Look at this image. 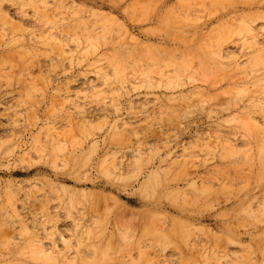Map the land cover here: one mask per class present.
I'll list each match as a JSON object with an SVG mask.
<instances>
[{
  "label": "rangeland",
  "instance_id": "374dc122",
  "mask_svg": "<svg viewBox=\"0 0 264 264\" xmlns=\"http://www.w3.org/2000/svg\"><path fill=\"white\" fill-rule=\"evenodd\" d=\"M179 1L0 0V262L264 264V0Z\"/></svg>",
  "mask_w": 264,
  "mask_h": 264
},
{
  "label": "bare ground",
  "instance_id": "6f19581e",
  "mask_svg": "<svg viewBox=\"0 0 264 264\" xmlns=\"http://www.w3.org/2000/svg\"><path fill=\"white\" fill-rule=\"evenodd\" d=\"M2 1H3V0H1V2H2ZM114 1H115V0H114ZM180 1H182V0H180ZM180 1H179V2H180ZM183 1L186 2V0H183ZM193 1H194V0H193ZM201 1H202V0H201ZM203 1H204V0H203ZM211 1H212V0H211ZM216 1L218 2V1H220V0H216ZM222 1H223V0H222ZM228 1H229V0H227L226 2H228ZM233 1H235V0H233ZM233 1H232V2H233ZM240 1H241V0H240ZM260 1H262V0H260ZM19 2H21V1H18V4H19ZM22 2H23V1H22ZM24 2H25V1H24ZM191 2H192V1H191ZM229 2L231 3V0H230ZM188 3H189V0H188ZM233 3L235 4L236 1L233 2ZM243 3H244V2H242V5H243ZM245 3H247L246 0H245ZM259 3H260V2H259ZM191 4H192V3H191ZM201 4H202V3H201ZM218 4H219V3H218ZM218 4H217V5H218ZM220 4H221V3H220ZM222 4H223V3H222ZM225 4H226V3H225ZM249 4H250V3H249ZM262 4H263V3H262ZM217 5H216V6H217ZM230 5H232V4H230ZM244 5H245V4H244ZM252 5H253V4H252ZM256 5H257V4H256ZM1 6H2V5H1ZM56 6H57V5H56ZM223 6H224V5H223ZM258 6H259V4H258ZM201 7H202V6H201ZM217 7H218V6H217ZM221 7H222V6H221ZM221 7H220V10H222ZM227 7H230V8H231V6H227ZM242 7H243V6H242ZM247 7H248V6H247ZM250 7H251V6H250ZM20 8H21V7H20ZM59 8H60V7H59ZM59 8H58V9H59ZM222 8H223V7H222ZM245 8H246V6H245ZM218 9H219V8H218ZM243 9H244V7H243ZM54 10H55V9H54ZM223 10H224V8H223ZM236 11H237V10H236ZM238 11H239V10H238ZM246 11H249V9L246 10ZM2 12H3V11H2ZM239 12H240V11H239ZM242 12H243V11H242ZM251 12H253L254 15L257 14V13H259V12L256 13L254 10H253V11H250V13H251ZM261 12H262V11H261ZM225 13H226V12H225ZM243 13H244V12H243ZM3 14H4V13H3ZM41 14H42V13H41ZM46 14H47V13H46ZM223 14H224V13H223ZM226 14H227V13H226ZM241 14H242V13H241ZM241 14H240V15H241ZM247 14L249 15V13H247ZM1 15H2V14H1ZM1 15H0V16H1ZM4 15H5V14H4ZM4 15H2V19H3V17H6V18L8 17V16H4ZM228 15H229V14H228ZM230 15H231V14H230ZM230 15H229V16H230ZM234 15H236V14L234 13ZM238 15H239V14H238ZM240 15H239V16H240ZM248 15H247V16H248ZM261 15H262V13H261ZM261 15L259 14V17H260ZM231 16H233V14H232ZM239 16H238V17H239ZM257 16H258V15H257ZM47 17H48V16L46 15V19H47ZM244 17H246V16H244ZM253 17H254V16H253ZM253 17H252V18H253ZM241 18H242V17H241ZM241 18H240V19H241ZM224 19H225V18H224ZM235 19H236V18H235ZM235 19H233V20H235ZM248 19H251V18H248ZM263 19H264V18H263ZM6 20H7V19H6ZM50 20H52V21H50V22H53V21H54L53 18L50 19ZM75 20H76V21L79 20V17H78L77 19H74L73 21L76 22ZM81 20H82V19H81ZM81 20H80V22L82 23ZM231 20H232V19H231ZM242 20H243V22H244V20H246V19H242ZM254 20H255V19H254ZM7 21H8V20H7ZM43 21L45 22L46 20L44 19ZM71 21H72V20H71ZM73 21H72V22H73ZM1 22H2V21H1ZM48 22H49V21H48ZM225 22H226V20H225ZM225 22H224V24H225ZM236 22H238V21L236 20ZM236 22L234 23V25L236 24ZM239 22H240V20H239ZM239 22H238V23H239ZM45 23H46V22H45ZM76 23H77V22H76ZM226 23H227V22H226ZM232 23H233V22H232ZM248 23H249V22H248ZM248 23H247V24H248ZM251 23H253V22H251ZM2 24L5 25L4 23H2ZM10 24H11V25H15V26L17 25V24H14V23H12V22H10ZM49 24H50V23H49ZM51 24H52V23H51ZM53 24H54V23H53ZM56 24H57V23H56ZM73 24H74V23H73ZM78 24H80V23L78 22ZM222 24H223V23H222ZM243 24H246V23H243ZM243 24H242V25H243ZM64 25H65V24H64ZM220 25H221V24H220ZM230 25H231V24H230ZM234 25H233V26H234ZM238 25H239V24H238ZM238 25H237V27H238V29H239V26H240V25H239V26H238ZM253 25H254V23H253ZM68 26H69V27H67V28H70V26H71V28H72V25H68ZM231 26H232V25H231ZM233 26H232V27H233ZM248 26H249V25H248ZM248 26H247V27H248ZM251 26H252V25H251ZM18 27H19V24H18ZM21 27H22V26H21ZM21 27H20V28H21ZM75 27H77V26L75 25L74 28H73V30L75 29ZM220 27H222V25H221ZM235 27H236V26H235ZM235 27H234V29H235ZM1 28H2V26H0V29H1ZM11 28H12V27H11ZM14 28H15V27H14ZM67 28H65V30H66ZM215 28H216V26H215ZM217 28H218V25H217ZM224 28H225V27H224ZM227 28L229 29V27H227ZM230 28H231V27H230ZM251 28H252V27H251ZM6 29H7V26H6ZM213 29H214V28H213ZM220 29H221V28H220ZM242 29H243V28H242ZM248 29H249V27H248ZM16 30H17V27H16ZM16 30H14V31H16ZM18 30H19V29H18ZM65 30H64V33H65ZM70 30H72V29H70ZM217 30H218V29H217ZM244 30H245V32L247 31L246 29H244ZM251 30H253V29H250L249 32H251ZM20 31H21V30H20ZM20 31H19V32H20ZM62 31H63V30H62ZM207 31H208V30H207ZM226 31H227V30H226ZM235 31H236V30H235ZM4 32H5V31H4ZM4 32L2 31L3 34H4ZM21 32H22V31H21ZM66 32H67V31H66ZM211 32H212V31H210V33H211ZM220 32H221V31H220ZM227 32H228V31H227ZM229 32H230V31H229ZM231 32H233V31H231ZM240 32L242 33V31H238V33H240ZM62 33H63V32H62ZM64 33H63V34H64ZM73 33H75V32H73ZM207 33H209V32H207ZM207 33H206V34H207ZM215 33H216V32H215ZM217 33H218V35H219V32H217ZM238 33H237V34H238ZM243 33H244V32H243ZM247 33H248V32H247ZM247 33H246V34H247ZM252 33H254V32L252 31ZM7 34H8V33H7ZM9 34H10V33H9ZM15 34H16V32H15ZM47 34H48V33H47ZM230 34H233V33H230ZM255 34H256V32H255ZM255 34H254V35H255ZM1 35H2V34H1ZM4 35H6V33H5ZM19 35H20V34H19ZM41 35H42V34H41ZM207 35H208V34H207ZM216 35H217V34H216ZM218 35H217V36H218ZM225 35H226V34H225ZM228 35H229V34H228ZM238 35H240V34H238ZM247 35H248V37H249V34H247ZM42 36H43V35H42ZM45 36H46V35H45ZM45 36H44V37H45ZM48 36H49V34H48ZM78 36H79V35H78ZM217 36H215L216 39H217ZM221 36H224L223 33H222ZM230 36H231V35H230ZM240 36H241V35H240ZM2 37H3V36H2ZM11 37H12V36H11ZM11 37H10V38H11ZM17 37H18V36H17ZM36 37H40V36H36ZM49 37H50V36H49ZM82 37H83V36H82ZM215 37H213V39H215ZM226 37H229V36L226 35ZM231 37H233V36H231ZM244 37H245V36H244ZM248 37H247V39H248ZM253 37H255V36H253ZM256 37H258V35H257ZM20 38H22V37H20ZM74 38H75V37H74ZM83 38H84V37H83ZM102 38H103V37H102ZM251 38H252V37H251ZM1 39H2V38H1ZM1 39H0V41H1ZM11 39H13V37H12ZM41 39H42V38H41ZM52 39H53V38H52ZM75 39H76V38H75ZM86 39H87V38H86ZM216 39H215V40H216ZM222 39H223V37H222ZM227 39H230V37L227 38ZM243 39H244V38H243ZM243 39H242V40H243ZM245 39H246V37H245ZM2 40H3V39H2ZM69 40H70V39H69ZM80 40H81V39H80ZM103 40H104V39H103ZM215 40H213V41H215ZM231 40H232V39H231ZM254 40H255V39H254ZM254 40H252V41L254 42ZM8 41H9V39H8ZM47 41H48V40H47ZM47 41H46V42H47ZM78 41H79V40H78ZM83 41L86 42L87 40H86V41L83 40ZM98 41H99V40H98ZM210 41H211V37H210ZM217 41H219V39H218ZM224 41H225V42H228V41H226V40H224ZM243 41H244V40H243ZM247 41H248V40H247ZM261 41H262V40H261ZM263 41H264V40H263ZM14 42H15V40H13V43H14ZM42 42H43V41H42ZM46 42H45V43H46ZM84 42H83V44H84ZM95 42H96V41H95ZM253 42H252V44H253ZM258 42H259V41H258ZM258 42H257V43H258ZM6 43H8V42H6ZM10 43H11V42H10ZM10 43H8V44H10ZM19 43H20V42H19ZM23 43H24V42H23ZM88 43L90 44L91 42H88ZM92 43H93V42H92ZM97 43H98V42H97ZM214 43H215V42H214ZM221 43H223V40H222ZM249 43H251V41H250ZM15 44H16V43H15ZM20 44H21V43H20ZM56 44H57V43H56ZM245 44H246V41H245L244 45H245ZM252 44H251V45H252ZM44 45H45V44H44ZM91 45H93V46H91V48H93V47L95 46L94 44H91ZM97 45H98V44H97ZM7 46H8V45H7ZM10 46H11V45H10ZM83 46H84V45H83ZM88 46H89V45H88ZM211 46H212V45H208L209 49H210ZM213 46H214V45H213ZM215 46H216V43H215ZM215 46H214V47H215ZM219 46H221L220 43H219ZM14 47H15V46H14ZM20 47H21V46H20ZM20 47H19V48H20ZM151 47H152V46H151ZM221 47H222V46H221ZM11 48H12V47H11ZM19 48H18V49H19ZM24 48H25V47H24ZM30 48H31V47H30ZM216 48H217V47H216ZM249 48H251V47H249ZM38 49H39V48H38ZM84 49L87 50V47H85ZM213 49H214V48H213ZM242 49H243V48H242ZM247 49H248V48H247ZM20 50H21V48H20ZM26 50H27V49H26ZM28 50H29V48H28ZM33 50L35 51L34 48H32V51H33ZM36 50H37V48H36ZM211 50H212V49H211ZM214 50H215V49H214ZM214 50H212V51H214ZM220 50H221V49H220ZM244 50H245V49H244ZM8 51H9V50H8ZM18 51H19V50H18ZM18 51H17V53H18ZM37 51H38V50H37ZM37 51H35L33 54L36 55L35 53H37ZM212 51H211V53H212ZM218 51H219V50H217V53H218ZM247 51H248V50H247ZM259 51H261V50H259ZM4 52H5V51H4ZM4 52H3V53H4ZM255 52H258V50L255 51ZM255 52H252V53H255ZM10 53H11V52H10ZM19 53H20V52H19ZM26 53L28 54V53H31V52L27 51ZM26 53H25V55H26ZM84 53H86V52L84 51ZM87 53H88V52H87ZM111 53H112V52H111ZM217 53H216V55H215V54H213V55L217 56ZM220 53H221V52H220ZM252 53H251V54H252ZM258 53H259V52H258ZM5 54H6V53H5ZM20 54H21V53H20ZM251 54H250V55H251ZM263 54H264V53H263ZM2 55H3V54H1V56H2ZM8 55H9V53H8ZM10 55H11V54H10ZM16 55H17V54H16ZM21 55H23V54H21ZM31 55H32V54H31ZM114 55H115V54H113V56H114ZM218 55H220V54L218 53ZM221 55H222V54H221ZM246 55H247V54H246ZM255 55H258V54H255ZM260 55H261V54H260ZM232 56H233V55H232ZM263 56H264V55H263ZM20 57H21V56H20ZM32 57H33V56H32ZM107 57H108V56H107ZM219 57L222 58V56H219ZM251 57H252V55H251ZM253 57H254V56H253ZM30 58H31V57H30ZM105 58H106V57H105ZM209 58H211V57H209ZM228 58H230V57H228ZM233 58H234V57H233ZM246 58H247V56H246ZM258 58H259V57H258ZM5 59H6V58H5ZM11 59H12V57H11ZM205 59H206V58H205ZM211 59H212V58H211ZM216 59H217V58H216ZM263 59H264V58H263ZM263 59H262L261 63L263 62ZM1 60L4 61L3 64L6 63V62H9V61H7V60L5 61L4 58L1 59ZM8 60H10V59H8ZM12 60H13V59H12ZM14 60H15V59H14ZM26 60H27V58H26ZM232 60H233V59H232ZM246 60H249V59H246ZM250 60H253V58H250ZM250 60H249V61H250ZM203 61H204V60H203ZM211 61H212V62H215V61H213V60H211ZM218 61H219V60H218ZM218 61H217V62H218ZM220 61H221V60H220ZM220 61H219V62H220ZM256 61H257V60H256ZM11 62H12V61L10 60V63H11ZM205 62L207 63L208 61L205 60ZM223 62H224V61H223ZM231 62H233V61H231ZM1 63H2V62H1ZM10 63H9V65H10ZM13 63H14V62H13ZM16 63H17V62H16ZM16 63H15V64H16ZM23 63H24V62H23ZM182 63H184V62H182ZM182 63H181V64H182ZM209 63H210V62H209ZM252 63H253V62H252ZM6 64H7V63H6ZM15 64H14V65H15ZM107 64H108V63H107ZM211 64H212V63H211ZM218 64H219V63H218ZM229 64H230V63H229ZM229 64H228V66H229ZM233 64H234V66H238V65H235V63H233ZM12 65H13V64H11L10 66L12 67ZM16 65H17V64H16ZM230 65H231V64H230ZM249 65H250V64H249ZM255 65H256V64H254V66H255ZM10 66H9V67H10ZM182 66H184V65L182 64ZM182 66H181V67H182ZM218 66H219V65H218ZM223 66H224V65H223ZM234 66H233V67H234ZM241 66H242V65H241ZM13 67H14V66H13ZM179 67H180V66H179ZM224 67H225V66H224ZM233 67H232V68H233ZM261 67H262V66H261ZM182 68H184V67H182ZM175 69H176V68H175ZM179 69H180V68H179ZM234 69H235V68H234ZM244 69H245V68H244ZM248 69H249V68H248ZM258 69L260 70L261 68H258ZM258 69H255V70H258ZM43 70H44V69H43ZM120 70H121V69H120ZM120 70H119V71H120ZM180 70H181V69H180ZM249 70H250V69H249ZM251 70H252V69H251ZM251 70H250V71H251ZM261 70H262V69H261ZM123 71H124V69H123ZM229 71L231 72V70H229ZM245 71H246V70H245ZM263 71H264V70H263ZM116 72H117V70H116ZM175 72H176V71H175ZM179 72H180V71H179ZM224 72H225V71H224ZM230 72H227V74H229ZM255 72H256V71H255ZM216 73H218V72H216ZM216 73H215V74H216ZM246 73H248V71H247ZM262 73H264V72H262ZM117 74L119 75V73H117ZM222 74H223V73H222ZM224 74H225V73H224ZM227 74H225V75H227ZM248 74H249V73H248ZM6 75H7V74H6ZM178 75H179V74H178ZM175 76H176V74H175ZM227 76H228V75H227ZM247 76H248V75H247ZM247 76H246V77H247ZM255 76H256V75H255ZM255 76H253V77H255ZM7 77H8V75H7ZM173 77H174V76H173ZM253 77H250V78L253 79ZM167 79H168V78H167ZM177 79H178V78H177ZM259 79H260V78H259ZM263 79H264V78H263ZM18 80H19V79H18ZM179 80H180V79H179ZM148 81H149V80H147V82H148ZM171 81H172V80H171ZM255 81H256V80H255ZM260 81H262V80H260ZM260 81H259L258 86L261 85V82H260ZM250 82H251V81H250ZM263 82H264V81H263ZM150 83H151V81H150ZM251 83H252V82H251ZM147 84H148V83H147ZM171 84H172V83H171ZM252 84H253V83H252ZM252 84H251V85H252ZM254 84H255V83H254ZM256 84H257V83H256ZM262 84H263V83H262ZM168 85H170V82L168 83ZM248 85H250V84H248ZM263 85H264V84H263ZM142 86H143V85H142ZM245 86H246V85H245ZM245 86H244V88H246ZM253 86H254V85H253ZM260 87H261V86L256 87V88L259 89ZM234 88H235V87H234ZM253 88H254V87H253ZM261 88H263V87H261ZM238 89H239V88H238ZM238 89H236V90H238ZM242 89H243V88H241L240 90H242ZM263 89H264V88H263ZM252 90H253V89H252ZM199 92H200V91H199ZM261 92H262V91H261ZM262 93H263V92H262ZM262 93H261V94H262ZM96 94H97V92H96ZM99 94H101V92H99ZM99 94H97V95H99ZM199 94H200V93H199ZM199 94H198V95H199ZM261 94H259V95H261ZM263 95H264V93H263ZM204 97H205V96H204ZM253 97H254V96H253ZM260 97H261V96H260ZM263 97H264V96H263ZM190 98H191V97H190ZM190 98H188V99H190ZM237 98H238V97H237ZM245 98H246V96H245ZM185 99H186V98H185ZM192 99H193V98H192ZM192 99H191V100H192ZM259 99H260V98H259ZM193 101H194V100H193ZM260 101H261V100H260ZM189 102H190V101H189ZM253 103H255V102H253ZM251 104H252V102H251ZM258 105H260V104H258ZM247 107H248V106H247ZM245 108H246V107H245ZM251 108H252V107H251ZM242 110H243V109H242ZM246 110H248V109H246ZM246 110H245V111H246ZM252 112H253V111H252ZM171 113H172V112H171ZM172 114H173V113H172ZM245 114H248V112H246ZM250 114H251V113H250ZM240 119H241V118H240ZM236 122H237V121H236ZM238 122H239V119H238ZM249 122H250V120H249ZM249 122H247V124H246V123L243 124V125L245 126V128H248V126H249L248 124H251V122H250V123H249ZM254 124H255V123H254ZM246 126H247V127H246ZM256 127H257V126H256ZM249 128H250V127H249ZM237 129H238V128H237ZM238 130H239V129H238ZM249 130H250V129H249ZM260 130H261V129H260ZM251 131H252V130H251ZM254 131H255V130H254ZM262 131H263V130H262ZM259 133H260V132H259ZM258 142L260 143V141H258ZM116 164H117V163H116ZM115 167H116V165H115ZM185 174H186V173H185ZM20 216H21V215H20ZM33 222H34V221H33ZM22 224H24V223L22 222ZM26 226H27V225H26ZM21 228H22V227H21ZM21 232H23V231H21ZM28 232H31V231L29 230ZM49 233H51V232H49ZM22 234H23V233H22ZM26 234H27V233H26ZM30 235H32V234H30ZM53 235H54V234H53ZM29 238H30V237H29ZM33 238H34V236H33ZM36 238H37V237H36ZM16 242H17V241H16ZM32 242H33V241H31V243H32ZM26 243H29V242H26ZM35 243H36V242H35ZM37 244H38V243H37ZM38 245H39V244H38ZM34 246H35V245H34ZM35 247H36L37 249H41V248H38L37 246H35ZM50 250H51V248H50ZM50 250H49V251H50ZM63 250H64V249H63ZM49 251H48V252H49ZM34 253H35V252L33 251V254H34ZM40 253H41V252H40ZM49 253H50V252H49ZM58 253H59V252H58ZM60 253H61V252H60ZM33 254H29V256H30V255H33ZM55 254H56V252H55ZM64 254H65V251H64ZM34 255H35V254H34ZM34 255H33V256H34ZM44 255H46V254H44ZM48 255H49V254H47V256H48ZM76 255H77V254H76ZM78 255H80V253H79ZM29 256H28V257H29ZM38 256H39V255H38ZM81 256H82V255H81ZM83 256H84V255H83ZM31 257H32V256H31ZM42 257L44 258L45 256L42 255ZM49 257H50V256L47 257V258H48V262H49ZM51 257H52V254H51ZM36 258L39 259L38 257H36ZM63 258H65V257H63ZM44 259H46V257H45ZM51 259H52V261H53L54 257L51 258ZM75 259H76V257H75ZM75 259H74V260H75ZM2 260H3V259H2ZM32 260H33V259H32ZM56 260H57V259H56ZM56 260H54V262H56ZM83 260H84V258H83ZM9 261H10V260H9ZM50 261H51V260H50ZM52 261H51V263L54 264ZM2 262H3V261H2ZM2 262H0V264H1ZM7 262H8V261H7ZM7 262H6V264H8ZM46 262H47V261H46ZM46 262H45V263H46ZM4 263H5V262H4ZM32 263H33V262H32ZM43 263H44V261H43ZM2 264H3V263H2ZM27 264H28V263H27ZM48 264H49V263H48ZM68 264H69V263H68Z\"/></svg>",
  "mask_w": 264,
  "mask_h": 264
}]
</instances>
